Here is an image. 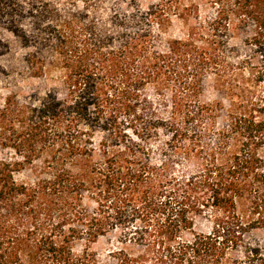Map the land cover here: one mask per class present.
Listing matches in <instances>:
<instances>
[{"label": "trees", "instance_id": "1", "mask_svg": "<svg viewBox=\"0 0 264 264\" xmlns=\"http://www.w3.org/2000/svg\"><path fill=\"white\" fill-rule=\"evenodd\" d=\"M144 3L0 0V264H264V0Z\"/></svg>", "mask_w": 264, "mask_h": 264}, {"label": "rangeland", "instance_id": "2", "mask_svg": "<svg viewBox=\"0 0 264 264\" xmlns=\"http://www.w3.org/2000/svg\"><path fill=\"white\" fill-rule=\"evenodd\" d=\"M143 1L145 2L144 4L146 5V4H149V3L154 2L156 0H143ZM177 32H178V28L177 27H172L169 30V35L175 34ZM12 47L16 49L17 48V44L15 42H12ZM36 85H37V81L31 79V80H26V81H23L22 83H20L19 84V88H20L22 93H27L33 86L35 87ZM207 91L208 92H206L204 99L214 98L212 93H211V90L208 89ZM6 92L7 91H5L4 83L0 84V94H4ZM4 155H8V151H1L0 150V157L4 156ZM17 177L20 180H25V179H27V174L26 173H21V174H18ZM107 239L108 238H101L98 242H96L95 244H93L91 246V249H93L95 252H98V253L106 252L109 249L108 248ZM79 248L80 247H78V249Z\"/></svg>", "mask_w": 264, "mask_h": 264}]
</instances>
